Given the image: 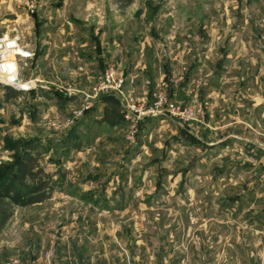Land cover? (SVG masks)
<instances>
[{
	"label": "rangeland",
	"instance_id": "374dc122",
	"mask_svg": "<svg viewBox=\"0 0 264 264\" xmlns=\"http://www.w3.org/2000/svg\"><path fill=\"white\" fill-rule=\"evenodd\" d=\"M3 39L31 57H0L17 79L0 70V164L37 140L65 180L14 209L0 264H264V151L227 149L209 96L230 43L231 70L264 73V0H0ZM110 70L143 108L163 93L196 117L166 103L128 120L121 92L99 89Z\"/></svg>",
	"mask_w": 264,
	"mask_h": 264
},
{
	"label": "crops",
	"instance_id": "0c3cea01",
	"mask_svg": "<svg viewBox=\"0 0 264 264\" xmlns=\"http://www.w3.org/2000/svg\"><path fill=\"white\" fill-rule=\"evenodd\" d=\"M232 50L230 43L224 52L226 67L215 69L210 75L209 96L214 116L212 128L219 131L223 128L221 127L224 124L223 120L226 119L224 127L230 132L226 136L227 149L235 151L240 144L242 151L251 155L250 149L264 151V134L259 130L260 123L264 120V73L256 63L253 66L250 64L231 70L229 54ZM245 54L253 61V58L258 60L261 58L260 55H253L252 58L249 52ZM239 127L242 130L251 129L257 132L256 140L235 133Z\"/></svg>",
	"mask_w": 264,
	"mask_h": 264
},
{
	"label": "trees",
	"instance_id": "16d2710c",
	"mask_svg": "<svg viewBox=\"0 0 264 264\" xmlns=\"http://www.w3.org/2000/svg\"><path fill=\"white\" fill-rule=\"evenodd\" d=\"M132 0H127L131 3ZM12 98H19L22 93L4 88ZM38 141H16L9 151L19 157L14 164H0V233L6 228L16 207L40 205L50 199L51 193L62 184L65 175L58 181L47 173L39 163ZM71 147L79 145L70 142Z\"/></svg>",
	"mask_w": 264,
	"mask_h": 264
},
{
	"label": "built area",
	"instance_id": "2783aa9c",
	"mask_svg": "<svg viewBox=\"0 0 264 264\" xmlns=\"http://www.w3.org/2000/svg\"><path fill=\"white\" fill-rule=\"evenodd\" d=\"M20 56L23 59H28L30 58L29 53H23L16 41H10L7 39L0 40V57L3 61H7L9 58L12 56ZM8 67L7 65H0V70L3 72L2 74H5L6 81L8 83L14 84V82H17V80L12 81L10 78V72H5L4 70ZM10 69V67H8ZM10 74V75H9ZM21 87V85H20ZM23 87V86H22ZM31 89L30 87L28 88H21L22 91H27ZM100 90H114L121 92L125 89V83L122 80H119L117 78V75L114 70L108 71L102 78L99 86ZM125 97V101L127 104V119H139L141 115H159L163 112H166V95L165 94H159L157 95L156 101L154 104H151L149 108H143L142 106L136 104L135 100L131 96H126L123 94V92L120 93ZM168 104V103H167ZM201 107L203 106L202 104L200 105ZM169 111L173 113L174 115L180 116L181 118L185 119L186 121L192 120V118L196 117V114L193 113V110L188 108V107H178L175 106L174 104H168ZM145 109V110H144ZM199 115L201 113L199 112Z\"/></svg>",
	"mask_w": 264,
	"mask_h": 264
},
{
	"label": "bare ground",
	"instance_id": "6f19581e",
	"mask_svg": "<svg viewBox=\"0 0 264 264\" xmlns=\"http://www.w3.org/2000/svg\"><path fill=\"white\" fill-rule=\"evenodd\" d=\"M10 70H11V69H8V67H6V69H5L4 71L9 73V72H11ZM9 75H10V74H9ZM10 78H11L12 81L17 80V79H16L14 76H12V75H10Z\"/></svg>",
	"mask_w": 264,
	"mask_h": 264
},
{
	"label": "water",
	"instance_id": "95a60500",
	"mask_svg": "<svg viewBox=\"0 0 264 264\" xmlns=\"http://www.w3.org/2000/svg\"><path fill=\"white\" fill-rule=\"evenodd\" d=\"M82 97H84V96H82Z\"/></svg>",
	"mask_w": 264,
	"mask_h": 264
}]
</instances>
